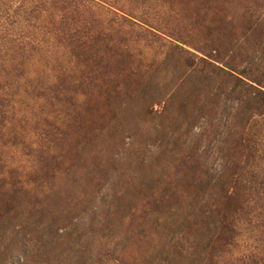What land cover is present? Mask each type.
Masks as SVG:
<instances>
[{
	"label": "rangeland",
	"instance_id": "obj_1",
	"mask_svg": "<svg viewBox=\"0 0 264 264\" xmlns=\"http://www.w3.org/2000/svg\"><path fill=\"white\" fill-rule=\"evenodd\" d=\"M74 5L0 46V264H264V0Z\"/></svg>",
	"mask_w": 264,
	"mask_h": 264
},
{
	"label": "trees",
	"instance_id": "obj_2",
	"mask_svg": "<svg viewBox=\"0 0 264 264\" xmlns=\"http://www.w3.org/2000/svg\"><path fill=\"white\" fill-rule=\"evenodd\" d=\"M79 0H22L23 5H30L34 7V10L38 9V6H48L56 10L60 7L62 13L75 12L73 10L74 4H77ZM85 1V0H80ZM17 3V0H0V46L12 47L11 38L16 35L17 30V17L21 16L20 12L13 5ZM15 34V35H14ZM11 47L8 49L10 51ZM264 94H262L263 96ZM253 102H256L254 99ZM247 107L251 109V106L247 104Z\"/></svg>",
	"mask_w": 264,
	"mask_h": 264
}]
</instances>
